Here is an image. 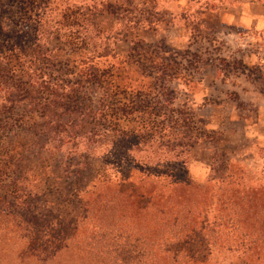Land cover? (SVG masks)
<instances>
[{"label": "rangeland", "instance_id": "obj_1", "mask_svg": "<svg viewBox=\"0 0 264 264\" xmlns=\"http://www.w3.org/2000/svg\"><path fill=\"white\" fill-rule=\"evenodd\" d=\"M155 2L0 0L2 57L9 56L13 45L33 47L37 41L42 42L41 34L52 30V23L50 26L45 24L51 14L66 9L70 14L77 10L85 14L87 9L97 14L100 11L113 12L112 17L102 15L95 18L94 26L86 27L88 33L77 28L74 31L63 28L60 36L64 34L66 37L51 42V50L62 58L52 71L56 69L62 74L68 71L64 78L69 79L71 67L75 65L74 56L82 51L76 50L81 47V40L90 37L91 44L96 47L94 56L101 63V71L107 70L106 64L111 63L115 66L114 76L124 78L122 81L114 78L115 83L108 87L110 99L106 108L109 107V113L113 111V116L101 119V124L118 125L116 138H112L115 143L103 145L94 155L82 151V156L80 153L75 156L70 144L60 146L57 143L64 139L63 129L49 132L45 128L41 112L32 111L33 106L19 95L22 90H29L26 86L13 83V77L6 83L0 81V264H15L13 251L23 247L24 242L20 239L24 236L34 237L32 247L41 249L47 258L65 246L62 243L65 236H74L68 247L79 241L81 235L88 236L78 225L85 217V204L90 195L101 187L100 178L106 177L114 185L122 184L123 190L139 187L142 171L133 161L149 163L145 158L158 152L181 155V162L185 160L189 164L187 176L196 185L205 186L210 178H214L216 181L210 185L216 186L221 178L225 183L234 181L253 190L264 189V151L254 137L236 135L242 125L239 120H256L257 108L250 101L252 94L258 91L264 96V62H261L260 55L264 53V44L252 45L246 41L243 43L246 46L240 47L234 43L237 36L232 31L207 32L195 25L173 38L170 14L156 11ZM39 12L43 13L45 22L36 21ZM75 16L82 20L81 16ZM57 17L54 15L53 20ZM28 25L39 28L40 32L31 36ZM97 30H107V33L101 35L96 33ZM42 44L41 51L45 48ZM148 75L153 80L147 79ZM155 77L158 78L157 84L154 83ZM13 87L17 93V105H20L16 109H13ZM8 98L12 103H5ZM91 98L94 110L100 113L105 101L104 91L92 90ZM28 105L32 107L27 109ZM32 112L34 114H30ZM162 114L170 117L171 123L165 121L164 128L167 132L170 126L173 128L172 148L160 147L159 139L147 133L140 142L121 143L118 136L125 128L124 120L139 118L140 122L154 123L159 132L160 123L167 120ZM95 116L96 122L98 116ZM89 127L95 132L101 129L93 125ZM128 130L132 132L130 127ZM127 154L131 155L128 157ZM228 165L230 172L226 175L223 168ZM180 167L181 164L177 163L173 172L175 177L184 175ZM147 191L149 194L139 203L149 205L144 219L135 222L112 212L111 221L116 226L113 231L119 232L122 228L126 234L140 227L141 233H147L144 228L150 223L151 230L160 232V218H154L159 214L149 202L150 197H154V187L147 185ZM257 213L260 216V212ZM214 214L197 212L195 216L196 219L207 217L212 221ZM223 215L227 216V212ZM18 221L23 223L19 227ZM232 222L223 224L218 230L232 242L233 238L237 239L236 242L225 244L211 234V240L217 244L207 248L212 253L205 264H245L243 252L246 244L241 243L245 236L250 238L251 264H264V241H259V224L242 228L240 220ZM43 236H50V239ZM159 244L160 237L156 235L146 248L156 251ZM202 249L203 246L195 248ZM205 253L208 252L205 250ZM196 259L201 261L202 257Z\"/></svg>", "mask_w": 264, "mask_h": 264}, {"label": "trees", "instance_id": "obj_2", "mask_svg": "<svg viewBox=\"0 0 264 264\" xmlns=\"http://www.w3.org/2000/svg\"><path fill=\"white\" fill-rule=\"evenodd\" d=\"M68 13L69 9L59 14L55 13L54 15L60 18L57 17L54 20V15L50 13L51 16L46 20V23L42 19L43 13L39 12L36 16L38 23L45 22L49 26L50 23L53 24L50 26L51 31L41 34L43 35L42 45L45 48H42L41 51L40 44L42 42L38 41L37 45L33 47H21V44L10 47L9 56H0V81L6 83L13 77V83L24 85L29 89L17 91H21L19 95H23L25 102L33 106L28 105L27 109L32 107V111L41 112L42 124H45V128L50 130L49 132L59 131V128L63 129L64 139L57 141L60 146L70 144L75 156H78L79 153L82 156L83 152L94 155L103 145L115 143L112 138H116L118 130L115 128L118 125L111 127L108 124H101V119H106L109 115L113 116V111L109 113L107 110L109 107L106 108L110 99L108 87L115 83L114 78L120 81L124 78L114 76L115 66L111 63L106 64L107 70L101 71V63L94 56L96 47L91 44L90 37H85V40H81V47L76 50L77 52L82 51L74 56L75 65L71 67L70 78L65 79L64 77L68 76V71L64 74L57 73L56 69L54 72L52 71L62 58L55 55L54 50H51V42L66 37L64 34L60 36L63 28L70 31L77 28L88 33L86 27L94 26L95 18L99 19L102 15L112 17L113 12L100 11L97 14L93 13L91 9H87V13L81 14L80 11H75L74 13L81 16L82 20H78L74 13H69L68 17ZM27 31L31 36H34L40 32V29L28 25ZM96 33L104 35L107 30H97ZM12 62L13 66H11ZM53 73H57V75L52 77ZM148 78H152L151 75H148ZM154 79H156L154 83L157 84L158 78ZM97 88L105 93L103 109L98 114L94 110L91 98V91ZM16 94V89L13 87V109L20 107L17 105ZM5 103H12V100L5 99ZM95 115L98 116L96 122ZM162 117L167 120L160 123L159 132L154 123L140 122L139 118L124 120L125 128L118 136L122 139L121 143L140 142L143 134L147 133V135L159 139L160 147L169 150L174 144L173 133H171L173 128L170 126V131L167 132L164 123L165 121L171 123L168 120L170 117L165 114H162ZM117 121L121 122V120ZM90 125L96 129L101 127V129L99 132H95L94 128L89 127ZM129 127L132 132L128 130ZM181 157V155L174 156L168 154V151H162L161 154L158 152L151 158H145L149 163L143 160H134L133 163H138L142 172L138 182L140 186L133 187L132 190H123L122 184L114 185L108 178L101 177L99 183L101 187L98 192L96 191L97 193L93 192L90 195L89 202L85 204V217L78 225L81 226L85 234L88 233V236L81 235V239L71 244V247H68V244L74 241V236H65L62 238V243L65 246L52 254L50 258H47L41 249L32 247L34 237L30 239V237L24 236L20 239L24 242L23 247H18V250L14 249L13 251V262L15 264H54L59 258L55 264H148L150 262L151 264H205L212 253V250L207 248L217 244L211 240L210 235H215L218 241L225 242V244H234L237 239L233 238L232 242L230 238L224 237L218 229L223 227V224L233 223L232 221H237V219L240 220L242 228L259 224V241L263 242L264 189L253 190L249 186H242L241 183L234 181L225 183L221 178H218L219 185L216 186L210 185L216 181L214 178H210L205 186L196 185L189 180L187 176L189 164L185 160L181 162ZM177 163L181 164L180 171L184 174L181 178L175 177L173 174ZM229 168V165L223 168L226 175L230 172ZM147 185L154 187V197H150L149 202L160 216L155 215L154 217L157 220L160 218V232L157 233V229L151 230L150 223L144 228L147 233H141L140 227H137L136 231L131 230L126 234L122 228L119 229V232L113 231L112 229L116 226L111 221L112 212H118L121 217H128L135 222L144 219L149 205L142 206L139 203L144 200L146 194H149ZM240 194L242 197H239ZM180 200L182 201L180 202ZM212 200L215 202L213 203ZM208 211L215 212L212 221L207 217L196 219L197 212H206L207 214ZM224 212H227V216L223 215ZM257 212H260V216ZM22 224L18 221L17 225L19 227ZM155 234L160 237V244L159 248L153 251L149 247L146 248V244L148 245L154 240ZM43 237L50 239V236ZM41 238H38V241ZM249 239L248 236H245V239L241 241L246 244L243 252L245 264H251L253 256L250 254L252 248L251 244L249 246ZM197 246H203L204 249L195 250ZM205 250L208 253L203 254ZM227 251L231 252L230 249ZM198 256L202 257L201 261L196 259Z\"/></svg>", "mask_w": 264, "mask_h": 264}, {"label": "crops", "instance_id": "obj_3", "mask_svg": "<svg viewBox=\"0 0 264 264\" xmlns=\"http://www.w3.org/2000/svg\"><path fill=\"white\" fill-rule=\"evenodd\" d=\"M155 3L156 11L170 14L173 38L195 25L207 32L232 31L237 36L234 43L240 47L246 41L264 44V0H156ZM260 55L264 62V53ZM250 98L257 108L256 120H239L242 125L236 135L254 137L264 151V96L257 91Z\"/></svg>", "mask_w": 264, "mask_h": 264}]
</instances>
